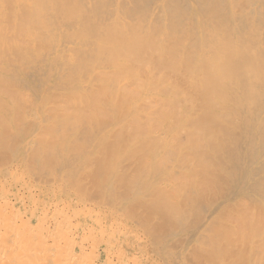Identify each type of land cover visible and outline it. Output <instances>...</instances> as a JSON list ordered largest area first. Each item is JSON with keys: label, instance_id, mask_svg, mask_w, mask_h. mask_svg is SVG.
Instances as JSON below:
<instances>
[{"label": "bare ground", "instance_id": "obj_1", "mask_svg": "<svg viewBox=\"0 0 264 264\" xmlns=\"http://www.w3.org/2000/svg\"><path fill=\"white\" fill-rule=\"evenodd\" d=\"M0 264H264V0H0Z\"/></svg>", "mask_w": 264, "mask_h": 264}]
</instances>
